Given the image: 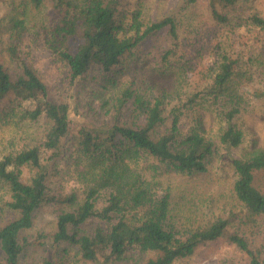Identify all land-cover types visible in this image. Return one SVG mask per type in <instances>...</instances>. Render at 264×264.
I'll return each mask as SVG.
<instances>
[{
	"label": "trees",
	"instance_id": "1",
	"mask_svg": "<svg viewBox=\"0 0 264 264\" xmlns=\"http://www.w3.org/2000/svg\"><path fill=\"white\" fill-rule=\"evenodd\" d=\"M30 1L35 7L43 2ZM54 1L63 15L48 43L68 70L69 88L51 91L15 46L8 48L15 71L0 63V128L6 126L9 133L3 144L6 152L0 155V192L6 195L0 194V211L17 213L0 226V264H18L24 248L37 239L40 243L41 238L56 245H75L83 259L100 264L123 259L137 264H172L191 256L206 242L224 239L246 254L248 264H263L247 240L229 230L227 219L178 228L173 222L170 188L163 187L159 178L166 173H204L220 146L235 147L242 142L243 132L233 120L254 94L247 88L253 77L250 61L217 44L205 84L167 111L171 122L165 133L156 130L163 121L164 93L150 101L124 91L119 104L133 96L134 109L143 122L90 129L70 118L71 91L93 71L108 73L130 49L164 29L173 41L172 49L163 53L166 61L177 45V21L167 15L144 23L136 11L125 24V15L118 17L116 0ZM197 1L185 0L187 4ZM206 1L214 21L228 24L234 16L235 25H242L235 15L248 0ZM246 19L264 29L260 13H249ZM21 22L16 20L14 28ZM197 101L220 110L225 128L215 139L202 134L198 124L184 135L179 131L181 115L196 110ZM39 119L43 128L33 142L23 126ZM232 167L236 174L233 191L246 209L245 219L264 217V194L254 184L255 171L264 170V151L232 159ZM69 179L76 184L66 186ZM41 210L54 213L55 231L28 240L23 233ZM92 218L98 225L87 231L83 225Z\"/></svg>",
	"mask_w": 264,
	"mask_h": 264
},
{
	"label": "rangeland",
	"instance_id": "2",
	"mask_svg": "<svg viewBox=\"0 0 264 264\" xmlns=\"http://www.w3.org/2000/svg\"><path fill=\"white\" fill-rule=\"evenodd\" d=\"M116 1L118 17L122 19L125 15V24L132 21L136 11L144 23L173 15L177 21V45L173 54L166 61L162 60L163 53L173 47V41L164 29L130 49L108 73L91 72L71 91L70 118L74 123L90 129L105 130L114 125L137 126L143 122V116L135 111L133 96L119 104L118 99L124 91L150 101L164 93L163 121L156 130L165 133L171 122L167 111L175 104H182L186 94L198 92L205 84V73L214 63L217 44L229 53L249 60L253 77L247 88L254 94L233 120L243 132L242 142L235 147L220 146L204 173H166L159 178L163 187L170 188L173 222L178 228L197 227L218 218L227 219L229 230L243 236L264 264V217L255 221L245 219L246 209L233 191L236 174L232 167V159H244L258 150L264 151V29L246 19L252 12L264 16V0H248L244 4L241 13L235 15L242 20L240 26L235 25L238 20L234 16L228 24L214 21L206 0H198L195 4H187L185 0ZM62 15L63 10L55 6L54 0H43L39 7H35L30 0H0V63L9 71H15L8 55V48L15 46L19 56L31 62L51 91L65 92L69 88L68 70L55 58L48 43ZM16 20L22 21L17 29L13 26ZM194 107L196 110H187L180 117L178 126L181 135L198 124L202 134L215 139L225 128L218 106L197 101ZM43 123L39 119L25 125L21 123L20 126L24 125L23 129L32 136V141L37 142ZM8 134L6 126L0 128V155L6 152L3 144ZM80 168L81 165L78 170ZM70 171L74 176L76 172L72 167ZM28 175V170H25L24 178ZM65 178H69L68 175ZM66 182V186L76 184L70 179ZM254 184L264 194V170L255 171ZM162 191L158 189L159 193ZM3 195L5 198L6 195ZM16 216L17 213L7 209L0 211V226ZM96 225L98 220L92 218L83 228L92 231ZM54 231V213L41 210L35 214L32 227L23 234L31 240ZM37 240L24 248L18 264H100L83 259L75 245H56L43 238L38 243ZM106 264L137 263L123 259ZM172 264H248V258L236 246L219 239L198 246L191 256L175 260Z\"/></svg>",
	"mask_w": 264,
	"mask_h": 264
}]
</instances>
